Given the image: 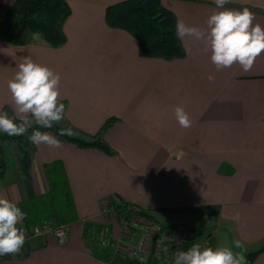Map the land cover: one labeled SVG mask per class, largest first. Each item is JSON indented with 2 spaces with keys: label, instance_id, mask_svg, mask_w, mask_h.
<instances>
[{
  "label": "crops",
  "instance_id": "obj_1",
  "mask_svg": "<svg viewBox=\"0 0 264 264\" xmlns=\"http://www.w3.org/2000/svg\"><path fill=\"white\" fill-rule=\"evenodd\" d=\"M66 1L72 14L62 47L51 48L39 37L24 47L0 43V110L8 106L18 118L8 81L29 56L59 74V101L67 102L66 117L74 127L93 135L109 119L117 121L105 137L114 155L67 144L35 145L32 181L7 176L0 198L19 207L48 194L47 169L59 163L74 209L69 239L63 245L51 237L32 239L0 264H129L124 254L98 244L104 224L114 241L121 237L119 220L102 215L110 202L135 206L163 228L210 230L189 246L208 238L209 247L230 248L247 262L249 253L264 247V54L248 72L239 64L217 70L208 46L184 37L183 60L142 59L129 34L105 24V10L126 0ZM13 3L0 0V6ZM162 5L177 22L200 28L218 10L214 0H162ZM226 5L264 12V0ZM3 17L0 10V22ZM254 23L264 27V15L255 14ZM177 106L188 113L191 127L179 125ZM141 235L138 231V239ZM235 240L243 247L235 248ZM252 264H264V251Z\"/></svg>",
  "mask_w": 264,
  "mask_h": 264
},
{
  "label": "trees",
  "instance_id": "obj_2",
  "mask_svg": "<svg viewBox=\"0 0 264 264\" xmlns=\"http://www.w3.org/2000/svg\"><path fill=\"white\" fill-rule=\"evenodd\" d=\"M242 10L246 6L226 5ZM249 8L254 14L264 15L259 9ZM3 20L0 22V43L14 47L31 45L36 37L42 39L51 48L62 47L67 39L64 26L72 11L66 0H14L10 6H0ZM105 24L112 30L129 34L138 44V55L142 59H157L167 62L180 61L186 52L180 37L176 34L177 20L174 14L162 5V0H126L109 6L105 10ZM51 128H40L57 136L61 144L73 145L79 149H95L106 155H114L113 149L105 140L107 132L116 124L109 119L96 134L85 133L74 127L66 117ZM15 116L11 108L1 109ZM18 122V118H17ZM62 129H71V135H59ZM29 130L27 135L31 134ZM27 135L10 137L0 132V182L9 175H15L27 182L32 181L33 161L36 147ZM47 174L51 182V191L40 197L24 201L19 208L25 213L27 225L42 220H53L57 224H67L73 220V204L68 184L59 163L50 165ZM128 204H123L125 208ZM121 208V206H119ZM139 215L151 219L140 211ZM174 226L166 227L170 229ZM197 234L199 231L192 230ZM264 251V247L248 254L246 264ZM129 264H136L130 262Z\"/></svg>",
  "mask_w": 264,
  "mask_h": 264
},
{
  "label": "clouds",
  "instance_id": "obj_3",
  "mask_svg": "<svg viewBox=\"0 0 264 264\" xmlns=\"http://www.w3.org/2000/svg\"><path fill=\"white\" fill-rule=\"evenodd\" d=\"M230 0H214L217 11L206 20V28L190 26L183 21L176 24L180 38L190 37L204 42L211 52V62L217 70L239 64L244 72L253 67L256 59L264 54V27L254 23L255 14L249 8L233 10L225 8ZM211 81L214 79L208 76ZM60 76L49 67L25 57L14 77L8 81V89L17 116L0 110V132L10 137L27 135L34 145L44 144L59 148L60 140L40 128H51L64 119L65 105L59 102ZM175 117L183 128L191 127L192 121L181 106L174 109ZM71 129H62L59 135H71ZM25 213L13 202L0 198V256L18 254L26 243L25 231L18 227ZM239 219V213L234 217ZM63 243V240L61 241ZM235 248H242L239 240ZM167 251V249H165ZM174 264H246L245 257L230 248H200L193 245L174 257Z\"/></svg>",
  "mask_w": 264,
  "mask_h": 264
},
{
  "label": "built area",
  "instance_id": "obj_4",
  "mask_svg": "<svg viewBox=\"0 0 264 264\" xmlns=\"http://www.w3.org/2000/svg\"><path fill=\"white\" fill-rule=\"evenodd\" d=\"M122 205V203L110 202L102 210V215H111L119 220L121 237L118 241H114L109 226L104 224L99 230L98 244L103 249H112L124 254L136 264H174L175 255L191 248L189 242L199 235L182 226H174L170 229L160 227L151 219L140 216V210L135 206L128 205L123 208ZM18 227H22L26 235V243L22 250L35 238L51 237L60 245L66 244L69 239L70 226L57 224L53 220H42L30 226L23 219ZM138 231L142 233L139 239ZM154 237H157L155 242ZM197 245L201 249L209 247V239L206 238ZM11 255L13 254L0 256V259Z\"/></svg>",
  "mask_w": 264,
  "mask_h": 264
},
{
  "label": "water",
  "instance_id": "obj_5",
  "mask_svg": "<svg viewBox=\"0 0 264 264\" xmlns=\"http://www.w3.org/2000/svg\"><path fill=\"white\" fill-rule=\"evenodd\" d=\"M209 232H210V230L203 231V232H201V233H209ZM156 238H157V237H154V239H153V240H154V242H155Z\"/></svg>",
  "mask_w": 264,
  "mask_h": 264
},
{
  "label": "rangeland",
  "instance_id": "obj_6",
  "mask_svg": "<svg viewBox=\"0 0 264 264\" xmlns=\"http://www.w3.org/2000/svg\"><path fill=\"white\" fill-rule=\"evenodd\" d=\"M201 235H204V234H200L199 236H201ZM127 262L128 261H131L130 259L129 260H126ZM126 261H124L123 263H126ZM118 264H122V262L120 261Z\"/></svg>",
  "mask_w": 264,
  "mask_h": 264
}]
</instances>
